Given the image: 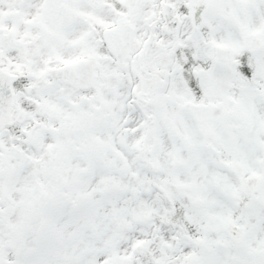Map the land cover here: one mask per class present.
<instances>
[{"label":"snow or ice","instance_id":"1","mask_svg":"<svg viewBox=\"0 0 264 264\" xmlns=\"http://www.w3.org/2000/svg\"><path fill=\"white\" fill-rule=\"evenodd\" d=\"M0 264H264V0H0Z\"/></svg>","mask_w":264,"mask_h":264}]
</instances>
